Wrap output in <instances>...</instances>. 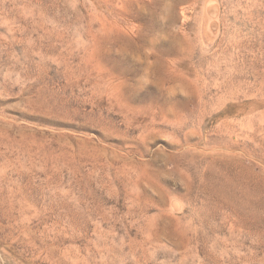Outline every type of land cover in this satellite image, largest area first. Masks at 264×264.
<instances>
[{
  "label": "rangeland",
  "instance_id": "374dc122",
  "mask_svg": "<svg viewBox=\"0 0 264 264\" xmlns=\"http://www.w3.org/2000/svg\"><path fill=\"white\" fill-rule=\"evenodd\" d=\"M0 264H264V0H0Z\"/></svg>",
  "mask_w": 264,
  "mask_h": 264
}]
</instances>
